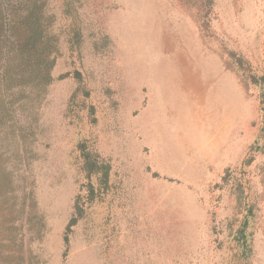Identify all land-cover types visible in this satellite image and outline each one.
Here are the masks:
<instances>
[{"label":"rangeland","instance_id":"1","mask_svg":"<svg viewBox=\"0 0 264 264\" xmlns=\"http://www.w3.org/2000/svg\"><path fill=\"white\" fill-rule=\"evenodd\" d=\"M262 75L264 0H0V264H264Z\"/></svg>","mask_w":264,"mask_h":264},{"label":"crops","instance_id":"2","mask_svg":"<svg viewBox=\"0 0 264 264\" xmlns=\"http://www.w3.org/2000/svg\"><path fill=\"white\" fill-rule=\"evenodd\" d=\"M227 85H228V89L230 90L231 86H232V81L229 79L227 80ZM176 99H177V96H176ZM180 119L181 121L178 122V125H179V128H181L182 130H184L186 128V122H185V119L183 118V116L180 114ZM185 138L182 137V140H184Z\"/></svg>","mask_w":264,"mask_h":264},{"label":"trees","instance_id":"3","mask_svg":"<svg viewBox=\"0 0 264 264\" xmlns=\"http://www.w3.org/2000/svg\"><path fill=\"white\" fill-rule=\"evenodd\" d=\"M260 82H261V85H262L261 87L263 89V96H264V75L260 76L257 80L256 79L254 80V83H260ZM262 106H263V109H264V104ZM81 148H82V146H81ZM107 169H108V166H105V170H104L105 176H107ZM73 221L74 220H71L70 223H72Z\"/></svg>","mask_w":264,"mask_h":264},{"label":"bare ground","instance_id":"4","mask_svg":"<svg viewBox=\"0 0 264 264\" xmlns=\"http://www.w3.org/2000/svg\"><path fill=\"white\" fill-rule=\"evenodd\" d=\"M161 70V69H160Z\"/></svg>","mask_w":264,"mask_h":264}]
</instances>
